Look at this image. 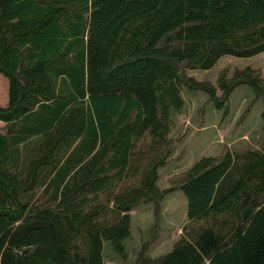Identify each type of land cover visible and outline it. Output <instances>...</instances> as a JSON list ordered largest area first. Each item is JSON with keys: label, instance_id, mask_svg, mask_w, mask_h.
<instances>
[{"label": "trees", "instance_id": "obj_1", "mask_svg": "<svg viewBox=\"0 0 264 264\" xmlns=\"http://www.w3.org/2000/svg\"><path fill=\"white\" fill-rule=\"evenodd\" d=\"M261 52L264 0H0V73L8 80V103L0 105V264H103V241L122 255L129 211L157 204L162 192L157 156L138 186L110 191L126 175L133 141L148 134L156 145L166 142L172 110L184 103L181 86L204 91L221 110L234 88L247 85L264 105V80L254 69L220 76L221 97L211 82L185 73L224 55ZM64 76L71 97L60 88ZM36 114L38 126L27 129ZM35 135L43 137L42 154L20 176L10 169L17 146ZM77 138L93 142L86 159L70 161L72 150L58 168V153ZM244 155L237 164L227 150L186 170L178 188L187 220L214 223L180 236L160 264H264V147ZM43 166L44 189L53 188L57 203L29 210L22 198ZM103 192L119 213L110 224L93 220L96 206L84 210L89 194ZM222 215L232 220L223 232L215 224Z\"/></svg>", "mask_w": 264, "mask_h": 264}, {"label": "rangeland", "instance_id": "obj_2", "mask_svg": "<svg viewBox=\"0 0 264 264\" xmlns=\"http://www.w3.org/2000/svg\"><path fill=\"white\" fill-rule=\"evenodd\" d=\"M254 69L264 80V52L251 57L221 56L209 69H186L185 73L199 81H209L217 88V96L223 95L218 87V79L224 75L231 78L235 70ZM5 77V76H4ZM0 74V93L4 99V87L7 90V78ZM183 106L180 111L172 110L171 126L166 135V142L154 144L150 135L144 134L133 141L131 163L121 182L116 183L110 191L138 186L145 164L153 156L162 157L163 165L158 167L156 187L162 191L157 204L153 201L140 202L130 212V235L123 241L124 253L117 254L111 243L103 241V264H160L161 258L172 248L174 242L182 235L193 237L199 228L211 225L212 219L188 221L186 218L187 200L178 188L185 172L198 159L204 156L219 158L227 150L235 156L237 164L242 163L244 153L249 150H262L264 147V120L261 113L263 102L255 96L254 90L247 85L233 89L221 110L215 108L207 93L181 86ZM5 127L0 124V133ZM36 138L17 146L16 167L12 172L23 175L30 166V161L39 157L35 148ZM76 151V152H75ZM74 151L70 161L78 151ZM26 157V160H25ZM47 167H41V177L32 189L22 198L29 210L42 207H54L57 203L52 198V187L44 189ZM235 175V174H234ZM164 192V190L169 189ZM90 200L84 205L87 211L94 206L99 208L93 219L96 222L110 224L117 220L119 213L114 208L112 197L108 192L99 193L97 197L88 195ZM229 215L218 216L215 224L221 231L231 226ZM214 223V221H213ZM80 245V243H79Z\"/></svg>", "mask_w": 264, "mask_h": 264}, {"label": "crops", "instance_id": "obj_3", "mask_svg": "<svg viewBox=\"0 0 264 264\" xmlns=\"http://www.w3.org/2000/svg\"><path fill=\"white\" fill-rule=\"evenodd\" d=\"M5 80H6V78H5ZM6 83H7V90H5V87H4V90H3L5 101L2 100V94L0 93V105L2 107H6L7 106V103H8V80L6 81ZM60 88L62 89L63 95L64 96L66 95V97H71L74 94V91L72 89V86H71L68 78H66L65 76L60 78ZM84 99H85V101H87V95L84 97ZM76 102H80V101L77 100V101H75V103ZM79 105H80V103H79ZM79 105H76V106H79ZM84 106L85 107L87 106V103L86 102H85ZM39 115L40 114L33 115L34 118H29V119H27L25 121V126H26L27 129L31 130L35 126H38V124H39L38 123V120L41 118V116H39ZM0 124H2L3 127H5V131H4V133H5L6 132V123L0 120ZM33 138H36L37 139V142L35 141V144L34 145H35V148L37 149V154L40 156L42 154V151H41L40 148H41V146L43 144V137H40V135H35L33 137L27 138L24 142L26 143L29 140L33 139ZM23 143H21V144H23ZM92 146H93V142H91L90 139H86V138H77V139H74V141L69 144L68 151L66 153H62V152L58 153L57 158H60V162L58 163V166L57 167L58 168L60 167L61 163L64 161V159L69 155V153L72 150H73V153L72 154H74V151L76 149L78 151V153L75 156V158L73 160H71L72 162H75L76 160H78L80 158H82L83 160L86 159V157H87V155H86L87 154V151H89ZM95 148H97V145H96ZM63 150H65V148H63ZM94 150H96V149H94ZM25 160H26V157H25ZM131 211H132V209L129 211V214L130 215H131V213H130Z\"/></svg>", "mask_w": 264, "mask_h": 264}]
</instances>
